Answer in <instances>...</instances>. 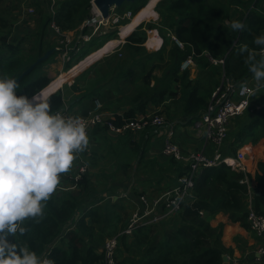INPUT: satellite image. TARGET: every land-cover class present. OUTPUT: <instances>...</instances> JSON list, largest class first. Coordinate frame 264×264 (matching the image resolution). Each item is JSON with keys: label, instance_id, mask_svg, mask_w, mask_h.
<instances>
[{"label": "trees", "instance_id": "1", "mask_svg": "<svg viewBox=\"0 0 264 264\" xmlns=\"http://www.w3.org/2000/svg\"><path fill=\"white\" fill-rule=\"evenodd\" d=\"M263 1L159 0L155 6L159 13L158 21L140 23L126 37L124 48L130 57L140 58L137 61L143 66L148 60L161 57L166 51V44L172 41L173 46L169 51L170 62L167 73L162 78L155 77L153 87L139 89L134 100L148 98L159 101L172 98L176 93L172 88L173 82L180 78L181 97L184 100L186 114L197 117L201 111L206 110L212 93L200 94L198 85L189 79L188 71L180 73L181 62L193 51L197 56L209 53L213 58H224L223 64L214 66L215 71L223 70L225 76L234 82L246 80L251 75L245 63L248 53L251 52L257 59L264 58L260 53L261 46L254 44V38L264 33ZM19 2L21 0H0V75L16 78L47 50L56 47L55 41L49 39L55 37L50 26L53 19L62 31L77 30L78 34L92 32L88 25L80 31L81 24L90 18L91 0H60L56 4V13L50 10V0H31L38 13V19L35 17L36 27L14 26L13 22L17 20V15L14 16L13 13ZM147 2L148 0H135L127 7L116 8V11L122 13L129 9L132 15H135ZM152 18H155L153 12L149 16V19ZM233 19L244 21L245 29L233 31L230 28ZM129 21L128 18H124L119 24H126ZM148 29H158L163 36L164 43L159 51L149 52L145 47ZM117 32L118 30H111L106 33L107 39L93 51L103 46ZM168 32L182 41L185 44L184 48L179 47ZM95 39L97 38H93V41L91 39L92 43ZM160 42L157 33L156 45ZM74 44L72 43L69 51L72 56L78 52V47ZM59 50L42 60L25 75L19 82L18 91L31 95L33 91L45 88L53 80L45 72L32 80L27 79L36 68L51 60ZM89 53H85L78 60ZM78 60L74 63L68 61L66 68L64 67L65 71ZM77 87L75 83L73 88ZM50 99L53 110H60L65 106L64 95L60 89L50 94ZM257 105L251 104L245 114L237 119L238 125L233 132L232 141L234 151L249 140L255 144L264 137V94ZM146 106L147 102H141L138 108L135 107L126 113L125 118H134L136 112L143 111ZM121 121L122 117L115 119L116 123ZM100 127L97 125V128ZM153 131L154 127H148L141 132L140 140L134 141L138 148L135 149L136 152L144 151L147 135H151ZM127 135L134 136L131 132ZM142 158L143 155L140 156V160ZM170 163L177 170L178 176L187 171V166L183 163L174 159ZM257 166L254 175L226 163L203 168L196 177L192 199H189L176 215L156 225L139 227L133 231L129 242L126 235L120 237L118 252L121 256L122 246L128 249L135 248L134 252L139 250L140 254L139 260L122 257L123 263L222 264L224 253L232 259V249L222 242L224 224L212 226L211 220L222 212L228 214L231 221L249 228L248 199L251 193L254 196L255 210L264 214V161H259ZM246 179L255 181V186L250 187ZM77 186L80 188L77 192L70 190L54 192L45 204L43 218L38 223L31 224L27 237L19 239L38 253L50 254L55 258L56 264H102L103 253L99 252L98 248L106 236L118 233L124 226L119 224V220L116 221V212H125V205L107 203L105 208L103 205L92 206L87 210L83 209L82 215L78 216L77 212L85 205L84 202L95 190V186L87 177L79 179ZM154 228H157V234L150 235ZM158 237L161 238L157 241ZM230 263L234 264L232 261ZM249 264L264 263L254 261Z\"/></svg>", "mask_w": 264, "mask_h": 264}, {"label": "crops", "instance_id": "2", "mask_svg": "<svg viewBox=\"0 0 264 264\" xmlns=\"http://www.w3.org/2000/svg\"><path fill=\"white\" fill-rule=\"evenodd\" d=\"M262 8L264 9V1ZM148 19L146 17L143 22ZM119 25L122 27L124 24ZM101 26H105L104 31H106L111 25L101 24ZM113 26L116 27V25ZM104 31H101L103 33L97 32L101 34L96 35V38H103L104 35L102 34L106 33ZM157 33L161 39L158 45H156ZM53 34L55 36L57 35L54 31ZM82 35L81 33L73 42L78 47L76 56L88 44V41L83 43L82 38L81 40L79 39ZM117 35L120 38L110 39L117 40L116 45L87 64L86 67L84 66L74 77L66 81L67 83L65 82L57 89L62 90L64 95L65 106L63 108H66L71 114L86 116L93 112L98 101L101 104V111L104 116L115 119L117 117L125 118V114L131 109L138 108L141 102H147L146 108L143 111L138 110L134 118L148 116L156 112L162 114L167 121V126H173V141L181 148L183 153L189 155L191 152L200 151L211 158L215 157L217 153H221L225 157H233L241 149L245 153L242 161L246 167V171L254 175L258 168V162L261 160L264 161V137L260 138L255 144L249 140L237 151H234L232 147V141L234 139L233 132L238 125L237 119L241 118L245 112L231 120L227 139L221 146H217L212 140L207 139L204 127L199 129L194 127L195 120L205 110L201 111L197 117L186 114L187 112L183 105L184 100L181 97L182 82L180 78L173 82L172 88L176 93L172 98L159 101L149 100L148 98L134 100V96L139 92V89L153 87L155 77L162 78L167 73L168 63L170 62L169 51L173 46V42L169 41L166 44V51H164L161 57L148 60L142 66L137 61L140 58L130 57L124 48L128 35L122 37L120 32H117ZM110 40L106 41V43ZM163 43L164 38L159 30H147V40L144 45L149 52L159 51ZM95 51L91 50L89 54ZM69 55L71 57L70 61L72 62L76 56ZM204 56L206 57L202 58ZM65 64V62L62 64L59 61L52 60V62L45 63L41 70L52 79H55L61 73L66 72L64 71ZM214 66L219 65L214 64L209 53H206L203 56L195 55L194 64L186 69L189 73V79L198 85L200 94L213 93L216 87L221 84L222 79L226 77L223 70L216 72ZM128 68L130 70H127ZM186 70L180 68V73ZM244 81H247L255 88V92L251 98L252 106L259 104L260 98L264 94V83L257 86V82L254 80L252 73ZM75 83L78 86L77 89L73 88ZM98 126L105 129L101 127L97 128V125L90 129L88 149L78 154V158L74 161L72 168L67 173L61 174V183L55 192L61 193L66 190L73 192L79 191L80 188L77 186L79 179L77 180L76 176L79 168L85 165L86 171L80 179L87 177L95 186V190L88 196L82 209L77 212L78 216L82 215L83 209L87 210L92 206L103 205V208H105L107 203L123 204L125 205V212H116V221L119 220V224L124 225L121 228L122 230L128 225L134 212L145 207V203L141 198L142 196H145L148 201H152L176 183V179L179 176L176 172L177 170L171 166L170 161L172 159L183 163L187 166V169L189 164L187 160H178L164 152L167 128L157 132L154 126H148L154 127V131L151 135H147L146 146L143 147L144 151L138 153L135 151L138 148L134 141L140 140V135L143 130L138 133L131 132L134 136L128 137V132L114 134L106 126ZM244 148L247 151H244ZM141 155H143V158L140 160ZM255 184V181L251 180L249 186L254 187ZM248 201L249 206L252 205L254 207L253 193H251ZM220 223L224 224L222 242L233 251L232 259L229 256L230 262L249 264L254 261H260L264 263V255L259 252L264 246V238L262 236L257 235L250 227H243L239 222L231 221L228 214L222 212L218 213L211 220L212 226H217ZM132 234H130L131 236L126 235L128 242L131 240ZM113 235L106 236L105 241ZM103 245H100L98 248L99 252H101ZM119 257L122 260L120 255Z\"/></svg>", "mask_w": 264, "mask_h": 264}, {"label": "clouds", "instance_id": "3", "mask_svg": "<svg viewBox=\"0 0 264 264\" xmlns=\"http://www.w3.org/2000/svg\"><path fill=\"white\" fill-rule=\"evenodd\" d=\"M230 28L243 31L245 23L233 19ZM254 44L264 52V33ZM245 63L257 86L264 83V58L249 52ZM19 87L15 77L0 75V264H56L50 254L38 253L19 237H27L31 224L43 218L61 174L88 149V126L79 115L53 110L44 88L29 95Z\"/></svg>", "mask_w": 264, "mask_h": 264}, {"label": "built area", "instance_id": "4", "mask_svg": "<svg viewBox=\"0 0 264 264\" xmlns=\"http://www.w3.org/2000/svg\"><path fill=\"white\" fill-rule=\"evenodd\" d=\"M92 2V17L86 20L87 24L103 23L107 25L118 24L122 19L130 17L132 12L130 10L124 13H119L115 9H112L110 16L104 19L102 14H94L96 6ZM98 9V8H97ZM55 33H60L62 30L56 24L55 19L50 23ZM98 27L93 33H96ZM82 35L84 41L91 39L92 34ZM171 38L175 43L184 48L185 44L180 41L174 34ZM66 44L70 43V39H65ZM68 54V52H66ZM264 56V52L260 51ZM195 52H191L182 62L180 68L186 70L194 64ZM214 63L223 64L224 58H213ZM247 85L246 88L242 85ZM255 88H253L247 81L234 82L227 77L222 79V82L213 91L209 104L202 115L195 120L194 127H204L206 130L207 139L212 140L217 146H221L228 137L229 124L233 118L243 114L251 105V98ZM66 115H74L67 111L66 108L60 109ZM87 126L88 134L92 127L96 125H103L114 134H121L125 132L138 133L144 130L147 126H154L159 132L164 128H167L166 141L164 152L178 160L188 161L187 171L176 179V183L167 188L163 193L152 201H148L145 196H142V200L145 203V207L134 212L128 225L109 237L101 252L103 253L102 264H124L118 255V248L120 244V237L122 235H130L134 230L142 226L156 225L163 221L168 220L171 216L176 215L182 207L192 199L193 188L196 183V177L202 168L211 166H217L223 163L229 164L232 167L246 171V167L243 163L245 153L239 149L236 156H223L221 153H217L215 157H209L203 152H191L189 155L183 153L181 148L173 141L174 129L173 126H167V121L164 116L158 112L143 116L140 118L126 119L122 118L120 123H116L114 118H106L101 111V104L97 101L93 112L89 115L83 116ZM86 171V166L83 165L77 172V180L81 178L82 174ZM249 185V179L245 180ZM247 220L249 227L259 236L264 238V214L258 213L255 208L250 205L248 211ZM264 255V246L259 250Z\"/></svg>", "mask_w": 264, "mask_h": 264}, {"label": "rangeland", "instance_id": "5", "mask_svg": "<svg viewBox=\"0 0 264 264\" xmlns=\"http://www.w3.org/2000/svg\"><path fill=\"white\" fill-rule=\"evenodd\" d=\"M51 1V3H50V10L52 11V13H56V11H57V9H56V4L60 1V0H50ZM149 1V0H148ZM158 3V2H157ZM130 4H132V2H126L125 4H124V6L125 7H127L128 5H130ZM18 8H16V10H15V12L13 13V15L15 14V15H17V20L15 21V22H13L14 23V26H16L17 27V25H21V26H23V25H30V26H32V27H36L35 25H36V20H35V17L38 19V13H37V11H36V9H35V6H33L32 4H31V0H21V2H19L18 3ZM44 8H45V6H43ZM115 9V8H114ZM113 9V10H114ZM89 12H90V18L93 16L92 15V5H91V7H90V9H89ZM14 15V16H15ZM153 16L155 17V18H152V19H148V20H145V22H157L158 21V19H159V13L157 12V10H156V8L154 7V9H153ZM127 18H130V17H127ZM25 20L28 22H25ZM87 20V19H86ZM85 20V21H86ZM85 21L83 22V24H81V26H80V29H83L84 27H85V25H84V23H85ZM144 21V20H143ZM83 25H84V27H83ZM114 24H111V26H110V24H109V26L110 27H108L107 28V30L106 31H104V32H106V33H108L109 31H111V30H118V32H120V34H121V36L122 37H125L126 35H124L123 33H122V31L120 30V28H121V26L120 25H116V27L115 26H113ZM21 26H20V29H22L23 30V28H21ZM87 26V25H86ZM100 26V30H97V31H99V32H101L102 30H104L106 27L105 26H101V23H98V22H96V23H91L90 25H88V29L90 30V31H92L91 33H93V31H95L96 30V28L97 27H99ZM148 30H150V29H148ZM151 30H153V29H151ZM158 30V29H157ZM74 31V32H73ZM72 31V33H71V31H61L60 33H58L55 37H51V38H49L50 39V41H55V43H56V47H58V49H60L59 50V52L54 56V57H52L51 58V60H49L48 62H52V60H54V61H56V62H61L62 64H64V62L66 63L65 64V68H66V65H67V62L68 61H70V59H71V57H70V55L69 54H67L66 52H68L69 53V51H70V47H71V45H72V43L74 42V40L81 34V33H79L78 34V31L77 30H73ZM96 31V32H97ZM55 32V31H54ZM73 33H74V35H73ZM101 33H103V32H101ZM101 33H93L92 34V37H91V39H92V41H93V38H95L96 37V35H99V34H101ZM106 33L105 34H102V35H104L103 36V38H101V39H99V38H97V39H95V41H94V43H92V41H91V39L90 40H88V44L87 45H85L84 47H83V51L78 55V56H76L73 60H72V63H74V62H76L80 57H82L83 55H85V53H87V52H89V51H91V50H93V49H95L96 47H98L105 39H107V36H105L106 35ZM83 34V33H82ZM88 34V33H87ZM168 35H171L172 36V34H171V32H168ZM113 36V38H120L119 37V35H117V34H113L112 35ZM66 38H68V39H70V43L69 44H66ZM80 38H82V37H80ZM110 40V39H109ZM84 41V39L82 38V42ZM91 41V42H90ZM83 43H86L85 41L83 42ZM106 45V43L103 45V47ZM76 51H77V48H76ZM211 60H212V57H211ZM213 62V61H212ZM214 63V62H213ZM214 64H216V65H220V64H218V63H214ZM42 67H39V68H36L30 75H29V77H28V79H27V81H29V80H32V79H34V78H36V76H38L39 74H41L42 73ZM65 70V69H64ZM77 74V73H76ZM76 74H74L72 77H74ZM71 77V78H72ZM70 78V79H71ZM69 79V80H70ZM68 80V81H69ZM67 83V82H66ZM154 114V113H153ZM104 181H105V179H104ZM123 216H125L124 214H123ZM122 224V223H121ZM157 234V228H154L153 229V231H151V233H150V235H156ZM161 237H158L157 238V241L160 239ZM104 244V243H103ZM122 251H121V254H122V256L120 255V253H119V255L121 256V257H127V258H129L130 260H139V258H140V254H139V250H137L136 252H134V250H135V248H130V249H128V248H126V247H124V246H122ZM233 263H235L234 261H233Z\"/></svg>", "mask_w": 264, "mask_h": 264}, {"label": "bare ground", "instance_id": "6", "mask_svg": "<svg viewBox=\"0 0 264 264\" xmlns=\"http://www.w3.org/2000/svg\"><path fill=\"white\" fill-rule=\"evenodd\" d=\"M159 0H150L146 6H144L140 11L134 15L131 20L127 23L122 25L121 31L124 35H128L133 29L139 24L142 23L146 17L149 18L150 14L153 12L154 7L156 6ZM100 14L101 11L96 8L94 14ZM98 22V21H95ZM119 42V41H118ZM117 40L113 39L106 43V45L99 50L92 52L86 60H83L73 67H71L68 71L61 73L58 75L53 81L45 88L47 93H52L53 91L57 90L61 85H63L66 81H68L74 74L78 73L84 66L86 67L87 64L94 61L97 57H100L102 53L111 49L114 45H116ZM65 71V70H64ZM81 115V114H80ZM245 149V148H244ZM244 151H247L246 149Z\"/></svg>", "mask_w": 264, "mask_h": 264}, {"label": "water", "instance_id": "7", "mask_svg": "<svg viewBox=\"0 0 264 264\" xmlns=\"http://www.w3.org/2000/svg\"><path fill=\"white\" fill-rule=\"evenodd\" d=\"M135 0H93V4L101 11V14L103 16L104 19H107L110 14H111V10L114 9V8H118V7H121V6H124V4L126 2H134ZM150 1V0H149ZM148 1V2H149ZM147 2V3H148ZM147 4H145L146 6ZM144 7V6H143ZM142 7V8H143ZM141 8V9H142ZM140 9V10H141ZM84 25L86 26L87 23L85 22ZM83 25V27H84ZM83 30V29H82ZM81 30V31H82ZM57 50V47H53L49 50H47L42 56L38 57L37 60L32 63L28 68H26L19 76L16 77L18 83L23 79V77L27 74H29L33 69L34 67L40 63L42 60H45L47 59L51 54H53L55 51ZM90 55V54H89ZM85 56V58L83 60H86L88 58V56ZM82 61V60H81ZM79 61V62H81ZM78 62V63H79ZM76 65V64H75ZM51 83V82H50ZM49 83V84H50ZM48 84V85H49ZM222 260H223V263L222 264H230V257L228 254H223L222 255Z\"/></svg>", "mask_w": 264, "mask_h": 264}]
</instances>
